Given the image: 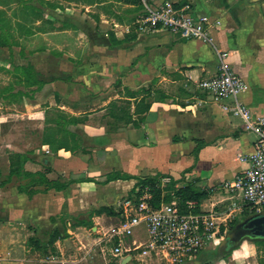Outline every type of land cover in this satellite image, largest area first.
Returning <instances> with one entry per match:
<instances>
[{
  "label": "crops",
  "instance_id": "0c3cea01",
  "mask_svg": "<svg viewBox=\"0 0 264 264\" xmlns=\"http://www.w3.org/2000/svg\"><path fill=\"white\" fill-rule=\"evenodd\" d=\"M151 1L205 15L211 42L138 31L135 0H0V264H145L98 249L142 178L190 181L207 193L201 211L235 201L222 185L255 136L196 84L222 59L264 118V0ZM146 239L139 225L122 241ZM218 241L192 263L264 264V240L215 256Z\"/></svg>",
  "mask_w": 264,
  "mask_h": 264
},
{
  "label": "built area",
  "instance_id": "2783aa9c",
  "mask_svg": "<svg viewBox=\"0 0 264 264\" xmlns=\"http://www.w3.org/2000/svg\"><path fill=\"white\" fill-rule=\"evenodd\" d=\"M135 1L142 9L136 21L138 31L152 33L162 29L182 39L211 42L205 15L191 13L188 6L175 8L170 2L155 5L151 0ZM196 86L213 101L231 100L222 108L239 117L244 129L255 136L252 154L240 158L248 162V167L232 182L222 185L235 201L227 205L223 202L208 211L199 208L197 212L196 201L186 200L180 204L173 191L168 192L172 198L169 202L162 199L154 205L149 186L137 187L131 197L126 195L118 202L119 224L99 240L100 245L104 239L112 243L109 249L101 248L102 253L108 251L113 258L128 256L145 264H191L204 248L223 237L220 226L227 223L236 210L242 209L248 216L264 211V118L251 120L240 101V94L247 89L245 82L221 59L215 75L199 80ZM172 181L162 177L156 182L154 187L161 190L162 198ZM178 187L174 184L175 189ZM139 225L146 230V241L124 244L122 238L131 235Z\"/></svg>",
  "mask_w": 264,
  "mask_h": 264
},
{
  "label": "trees",
  "instance_id": "16d2710c",
  "mask_svg": "<svg viewBox=\"0 0 264 264\" xmlns=\"http://www.w3.org/2000/svg\"><path fill=\"white\" fill-rule=\"evenodd\" d=\"M148 108H149V105L146 104L144 109H143V111L148 110ZM162 177L163 176H154V177L142 178V179H140L138 181L137 186H136V188L137 187L141 188V187L149 186V190H150V192L153 195V203H154V205L159 204L162 201V199L165 202H169L172 199L171 195L169 193H165V195H163V198H162L161 197V190L154 187L156 182L159 180V178H162ZM176 182L177 181L173 180L171 182V184H170L168 189H170V190L175 189L174 188V184H176ZM134 193H135V189H133L131 192H129L127 194V197H131ZM174 195H175V197L177 198V200H178V202L180 204H182L186 200H194V201H196L197 202V210H195V211L198 212L199 211L200 200L202 198H205L207 193L204 192V191H199L189 181V182H186V184H182L180 187L175 189ZM247 217H249V216L247 215ZM234 221H235V223H238V220H234ZM231 224L229 226V227H232L230 229V231H232L234 229L233 225H231Z\"/></svg>",
  "mask_w": 264,
  "mask_h": 264
},
{
  "label": "water",
  "instance_id": "95a60500",
  "mask_svg": "<svg viewBox=\"0 0 264 264\" xmlns=\"http://www.w3.org/2000/svg\"><path fill=\"white\" fill-rule=\"evenodd\" d=\"M243 239L264 240V211L247 217L230 231L222 240V245L237 244Z\"/></svg>",
  "mask_w": 264,
  "mask_h": 264
},
{
  "label": "rangeland",
  "instance_id": "374dc122",
  "mask_svg": "<svg viewBox=\"0 0 264 264\" xmlns=\"http://www.w3.org/2000/svg\"><path fill=\"white\" fill-rule=\"evenodd\" d=\"M4 76H5V71L0 68V93H1L2 90H4V88H7L8 87V84H6L7 81L5 80V77ZM170 191H173L175 193V189H172V190L166 189V192L167 193L168 192L170 193ZM246 216L247 215H245V213H244L243 214V217H245V219H246ZM240 222H242V221H238V223H235V221H233L231 225H233V227L235 228ZM231 228L232 227H229L228 228L227 232L223 236V239L230 232V229ZM223 239H221L220 241H218L216 247H213V249L211 251L213 255L220 256V255H222V253H225L227 251L230 253L229 255H231L232 252H234L237 249H240L241 247H245V244L249 242L248 239H243L241 243L239 242L238 244H232V246L230 247L229 245H226V244L225 245H222L221 242H222ZM110 247H111V243L108 242L106 239H104V241L102 242V244L100 246H98V249L99 250L101 248H107V249H109ZM244 249H245V251H248L246 247ZM256 253H257V257L260 260H262L263 259L262 257L264 255V242H261V241H257L256 242ZM104 256H106V258L110 259L111 262L113 263V258L109 255L108 251H107V253ZM157 264H159V263H157ZM192 264H194V263H192ZM230 264H235V262H231Z\"/></svg>",
  "mask_w": 264,
  "mask_h": 264
},
{
  "label": "flooded vegetation",
  "instance_id": "af4514ba",
  "mask_svg": "<svg viewBox=\"0 0 264 264\" xmlns=\"http://www.w3.org/2000/svg\"><path fill=\"white\" fill-rule=\"evenodd\" d=\"M227 245H229V246H230V245H232V243H228Z\"/></svg>",
  "mask_w": 264,
  "mask_h": 264
},
{
  "label": "clouds",
  "instance_id": "9594fccd",
  "mask_svg": "<svg viewBox=\"0 0 264 264\" xmlns=\"http://www.w3.org/2000/svg\"><path fill=\"white\" fill-rule=\"evenodd\" d=\"M245 247H247V245L245 244Z\"/></svg>",
  "mask_w": 264,
  "mask_h": 264
}]
</instances>
